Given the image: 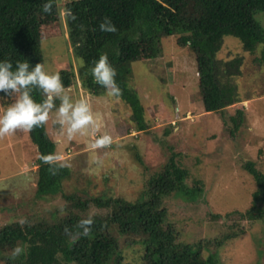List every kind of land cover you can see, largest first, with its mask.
<instances>
[{
  "label": "trees",
  "instance_id": "1",
  "mask_svg": "<svg viewBox=\"0 0 264 264\" xmlns=\"http://www.w3.org/2000/svg\"><path fill=\"white\" fill-rule=\"evenodd\" d=\"M44 2L0 0V60H10L13 67L23 60L30 66L43 63L42 20L52 15L59 18V10L63 9L69 45L74 57L82 60L77 68L58 69L63 84L69 87L79 79L88 93L97 96L109 93L94 82L88 71L100 53H106L116 69L119 97L129 105L139 131L147 129L145 109L129 79L132 61L142 58L143 44L150 46L152 58H158L162 54L161 38L175 35L178 45L192 50L205 112H223L243 101L234 80L240 74V58H216L226 35L238 38L246 50L259 48L256 60L264 65V26L256 18L257 13L264 11V0H68L61 6L52 0L49 13L42 12ZM105 17L115 25V32L100 31L99 24ZM31 94L37 102L45 98L38 89ZM9 98L0 94L5 105L9 104ZM244 117L243 108H237L235 115L230 116L231 136L239 131ZM28 134L38 148L36 197L53 200L60 195L63 207L50 209V218L29 217L31 214L27 213L22 216L26 220L23 225L19 223L22 218L2 224L0 255L5 257V264H121L119 235L134 236L141 244L137 264H219L215 249L244 232L240 221L264 219V172L252 159L242 163L256 184L250 207L245 211L210 213L214 219L233 220L234 224L215 240L185 241L180 229L167 219L165 199L172 194L197 196L203 191V182L195 179L193 185L188 184L189 170L177 160V153L172 152L163 167L146 180V188L137 199L94 197L63 191L70 167L66 164L57 167L53 174L54 166L40 159L56 155L57 144L46 123L28 130ZM89 215L93 218L91 231L87 236L79 235L82 230L77 223ZM17 247L21 251L13 255Z\"/></svg>",
  "mask_w": 264,
  "mask_h": 264
},
{
  "label": "rangeland",
  "instance_id": "2",
  "mask_svg": "<svg viewBox=\"0 0 264 264\" xmlns=\"http://www.w3.org/2000/svg\"><path fill=\"white\" fill-rule=\"evenodd\" d=\"M66 1L57 3L61 6ZM59 11V18L45 17L41 24L43 64L54 72L61 67L77 68L82 63L72 53L62 21L65 13L63 9ZM256 18L264 26V11L257 13ZM161 43L160 57L152 58L150 46L143 44L142 58L131 63L129 85L144 106L146 130H137L131 109L122 98L110 93H88L79 79L66 87L73 100L89 101L95 127L88 126L69 137L66 125L57 122L55 111L49 113L46 124L57 144L56 155L71 169L62 189L66 193L135 200L145 190L146 180L175 152L177 160L189 170L188 184L200 179L203 191L197 196H168L167 219L180 229L185 241L215 240L234 223L214 219L210 213L245 211L251 205L256 184L242 163L252 159L264 172V65L256 60L260 50H246L238 38L224 37L216 58H240V74L234 80L243 101L223 112H205L195 54L189 47L178 45L175 35L161 38ZM10 97L9 104L15 99ZM9 104L0 101V112ZM55 105H59L58 100ZM237 108L245 110L244 123L231 136L230 116L235 115ZM104 133L112 137L111 144L93 148L95 138ZM37 153L27 129L0 136V226L27 213L31 214L29 217L50 218V209L63 207L60 195L53 200L36 197ZM240 227L244 228L243 233L215 249L219 264H264V219H242ZM113 232L119 235L116 228ZM118 238L121 264H137L141 244L134 236ZM5 261L0 255V264Z\"/></svg>",
  "mask_w": 264,
  "mask_h": 264
},
{
  "label": "clouds",
  "instance_id": "3",
  "mask_svg": "<svg viewBox=\"0 0 264 264\" xmlns=\"http://www.w3.org/2000/svg\"><path fill=\"white\" fill-rule=\"evenodd\" d=\"M52 0H45L42 4V12L52 11ZM69 12V16H70ZM101 32H115L116 27L105 17L99 24ZM94 82L112 96L119 97L121 88L116 81V69L109 62L106 53H100L98 59L88 69ZM38 89L44 94L41 102L34 100L32 92ZM0 94L3 96H14L15 99L6 108L0 112V136H6L17 129L31 130L33 127H41L49 119V113L55 111L57 122L61 126L66 125V131L69 137L81 132L88 126L95 127L91 105L86 98L73 100L65 85L61 80L59 72L49 71L43 63H36L30 66L27 60L17 61L15 67L10 60H0ZM59 105H55V101ZM112 137L107 134L98 135L92 143L93 148H101L110 145ZM43 163L53 167L55 174L57 167H64L65 164H57L60 157L55 154H49L40 158ZM20 224L26 223L25 219L19 221ZM93 218L89 215L87 218L80 219L77 227L82 231L79 235L87 236L91 231ZM21 251L19 247L15 248L13 255Z\"/></svg>",
  "mask_w": 264,
  "mask_h": 264
}]
</instances>
